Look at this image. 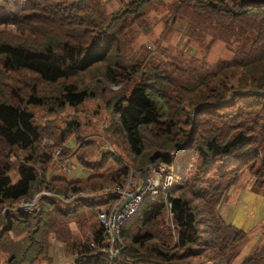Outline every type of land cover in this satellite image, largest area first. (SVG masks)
I'll list each match as a JSON object with an SVG mask.
<instances>
[{
  "label": "trees",
  "instance_id": "obj_1",
  "mask_svg": "<svg viewBox=\"0 0 264 264\" xmlns=\"http://www.w3.org/2000/svg\"><path fill=\"white\" fill-rule=\"evenodd\" d=\"M24 2L0 0L2 23L15 26L11 32H0V76L13 72L31 77L25 83L30 87L27 92L13 94L11 89L7 101L0 100V150L32 149L16 183L6 186L9 178L0 170V204L28 199L40 185L59 183L65 193L90 191L126 177L123 158L112 153L99 161L79 159L92 172L85 182L53 178L47 183L38 171L37 163L42 166L65 135L57 126L51 131L36 125L33 114L22 105L35 104L50 111L63 104L77 106L94 89H80L72 81L90 73L102 84L100 91L124 136L126 153L135 157L133 166L142 175L147 164L162 161L173 171V182L169 190L143 199L119 228L125 251L113 258L103 250L101 228H95V208L101 202L85 197L59 206L50 195H42L31 212L5 210L0 216V237L2 230L21 227L25 231L23 240L12 244L21 259L43 252L48 233H53L67 243V250L76 252L75 264H155L157 259L167 264L182 261L194 249L207 251L211 264H264L263 240L235 262L250 235L214 209L212 200V194L223 192L243 167L264 186V93L258 92L264 90V0H173L161 19L162 34L177 20L187 22L197 54L167 58L169 47L157 44L152 49L139 44L129 61L122 55V32L134 44L145 0H130L113 14L93 1ZM30 6L25 12L29 17L20 21L18 12ZM90 29L95 33L90 34ZM217 42L227 45L231 55L212 63L207 55ZM44 82L56 86V96L41 94ZM127 82L132 84L128 92L123 87L107 92L108 85ZM189 97L191 107L186 110L183 103ZM75 124L71 121L69 129ZM48 135L57 137L55 144L46 143L47 151L38 154L34 142ZM182 148L176 157L167 153ZM108 161V167L100 170ZM196 181L202 184L197 189ZM164 193L171 202L175 239L167 222L161 228ZM207 195L210 200L205 199ZM66 219L77 223L79 234L63 239ZM87 226L93 229L98 245L80 241Z\"/></svg>",
  "mask_w": 264,
  "mask_h": 264
},
{
  "label": "rangeland",
  "instance_id": "obj_2",
  "mask_svg": "<svg viewBox=\"0 0 264 264\" xmlns=\"http://www.w3.org/2000/svg\"><path fill=\"white\" fill-rule=\"evenodd\" d=\"M23 1H25L24 3L32 2L33 4L36 0ZM83 1L99 2L105 7L106 12L113 14L122 4L129 0ZM172 2L173 0H145V4L142 7V10L145 13L141 17L140 26L138 27L140 30L139 35L134 44L128 43V33L124 30L122 32L123 35L121 36L120 43L122 46V55L125 57L126 61L131 60L128 58H132L135 55V49L139 44L146 47L151 46L152 49L155 48L157 44L160 46H167L170 48L168 54L166 55L167 58L173 56L188 57L190 55L197 54L198 51L196 42L188 37L193 30L189 27L187 22L177 20L175 23L169 24L167 32L164 35L162 34L163 24L161 19L163 15L167 14L164 12L168 10ZM31 6L28 8L24 7V10L18 12L17 17L20 18V21L29 17V15L25 12L28 11ZM2 12L3 11H0V15ZM2 21L3 18L0 17V32L5 30L11 32L15 29L13 24H4ZM89 33L94 34L95 32L90 29ZM230 55L231 52L228 51V46L222 42H217L211 47L207 58L214 63L218 60V58H229ZM182 64H185V62L182 61ZM93 78V73H90V76L79 77L75 81H72L74 84L78 85V88L80 89L87 88V91H90L91 88L94 89V94L87 96L77 106L63 104L61 109L54 108V110L50 111L47 107L45 108L34 104L27 105V107L30 108L31 112L34 114V121L37 125L49 127L51 131L56 130L55 126L63 130L65 139L63 140V143L58 145L63 146L68 140V145H71V147L67 148L66 151L67 153H71V161H74V164L70 172L63 171L59 168L58 174L67 178H76L77 181L84 179L85 170L86 173L88 172V170L84 168L81 163L76 161V159L79 160L81 157L87 158L93 162L99 161L105 154L112 153L116 156L122 157L130 166L133 165L131 159L133 161V158H135L134 155H128L126 153L127 149L125 150L126 144L124 136L121 133V130H119L116 117L108 107L105 95L100 91L102 84ZM30 79V75L21 76L20 74L13 72H6L2 74L0 76V80L3 84V88L0 89V100H4L11 89L15 90L12 91L13 94H16L21 90L23 93L27 92L30 87L27 89L25 83ZM131 85L132 84L130 82L120 84L118 86L111 84L108 85L107 92L110 90L119 91L121 87H123L122 90L128 92ZM54 89H56V86L44 82L43 88L40 92L46 97H54L56 96ZM190 99L191 97L186 99V102L183 103V107L186 110H189L191 107ZM227 99L228 97H225L223 100ZM49 103H53V101H50ZM201 104L205 103H198L197 105ZM71 120L77 122L73 128L69 129ZM73 137H75L74 142L72 140ZM42 139L55 144L54 140L57 139V137L55 135H48V137L42 136L41 140ZM36 146L38 147V154L45 149V147L42 146L41 141L37 143ZM181 150H183V148L178 151ZM177 154L178 153H173L172 155H175L176 157ZM28 155H30L29 150H21L16 147L11 148V156L9 158L11 169L7 172V174L9 173L10 180H17V168ZM2 156H5L4 151H2ZM108 165L109 161L103 166L101 165L100 170L106 169ZM37 167L41 175H49L50 179L51 177L58 176L55 167L50 162H44L41 167L37 163ZM160 167L161 166H158V168ZM174 168L177 171L180 168V164H175ZM138 173V170L132 171L134 176H129L124 183H127L130 180L131 186L139 184L142 178H139ZM58 184L59 183L53 186V191L46 189L45 193L50 195L53 200H55L54 202L51 201L54 205L63 206V187ZM193 185L194 188L197 189L201 187L202 184L196 181ZM42 191L44 190H34L32 195L35 193H39L40 195V193H43ZM212 195L214 209L224 214L230 221L244 227L243 229L247 231L248 236L250 235V240L246 245H248V249L251 248L257 241V237H259L256 235L257 231H264V186H259L256 183L255 177L251 174L250 169L243 167L239 171L237 178L233 183H230L223 192ZM205 199L210 200L211 198L207 195L205 196ZM10 205L18 206V202H1L0 216L1 212L5 211ZM198 215H201V212ZM163 217H167L171 226H173L170 221V213L168 210L163 213ZM256 220L258 221V224ZM64 221L66 222V225L63 228V239L68 234H79V230L76 227L77 223L74 220L69 221V219H66ZM88 229L89 228L87 226L84 230L83 236L89 234ZM24 235L25 231L21 229V227L2 230L0 237V264H73L74 258L77 257L74 251L67 250L68 246L65 241L62 242L60 239L56 238L53 233H48L46 242L48 247L43 252L37 254L36 256L28 255L25 259H21L14 252L12 244L22 241ZM260 238H264V234ZM248 249H243L244 251L242 250L235 262H238L247 253ZM206 252L207 251L205 250L199 251L194 249L190 252L191 254L187 255L182 261L167 264H211L209 256L206 255ZM156 261L157 262L155 264H162L161 260L157 259Z\"/></svg>",
  "mask_w": 264,
  "mask_h": 264
},
{
  "label": "built area",
  "instance_id": "obj_3",
  "mask_svg": "<svg viewBox=\"0 0 264 264\" xmlns=\"http://www.w3.org/2000/svg\"><path fill=\"white\" fill-rule=\"evenodd\" d=\"M162 169L163 168L160 167L158 170ZM159 182L160 179L158 176H150L147 178V180H145L141 189H114V191L117 192L119 196V202H116V205H114V207L109 211V213H99L100 216L106 217V219H103L101 223L105 233L108 234L110 238L113 237L111 231L118 232L120 226L123 225L125 221L131 217V215L137 209L144 197L156 195L161 192V188L164 189L170 186V184L172 183L171 175L167 173L163 174L161 188L158 187ZM146 191L148 192L146 193Z\"/></svg>",
  "mask_w": 264,
  "mask_h": 264
},
{
  "label": "water",
  "instance_id": "obj_4",
  "mask_svg": "<svg viewBox=\"0 0 264 264\" xmlns=\"http://www.w3.org/2000/svg\"><path fill=\"white\" fill-rule=\"evenodd\" d=\"M195 108H196V106H195L193 109L190 110L191 114H192V112L194 111ZM155 154H158V153L155 152L154 154L151 155V157L154 156ZM155 156H156V155H155ZM148 168H149V167H147V168L145 169V173H144V175L147 174ZM122 251H123V248H122Z\"/></svg>",
  "mask_w": 264,
  "mask_h": 264
},
{
  "label": "clouds",
  "instance_id": "obj_5",
  "mask_svg": "<svg viewBox=\"0 0 264 264\" xmlns=\"http://www.w3.org/2000/svg\"><path fill=\"white\" fill-rule=\"evenodd\" d=\"M101 228V226H99V225H97L95 228ZM103 232V229H101V235L103 236L104 235V233H102ZM94 240H95V242H96V238H95V236L93 235V237H92Z\"/></svg>",
  "mask_w": 264,
  "mask_h": 264
},
{
  "label": "bare ground",
  "instance_id": "obj_6",
  "mask_svg": "<svg viewBox=\"0 0 264 264\" xmlns=\"http://www.w3.org/2000/svg\"><path fill=\"white\" fill-rule=\"evenodd\" d=\"M137 197V196H136Z\"/></svg>",
  "mask_w": 264,
  "mask_h": 264
}]
</instances>
